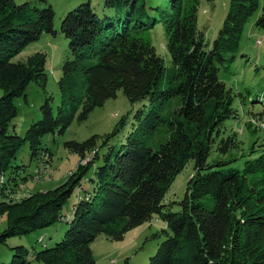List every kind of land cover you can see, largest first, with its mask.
<instances>
[{"label": "trees", "instance_id": "1", "mask_svg": "<svg viewBox=\"0 0 264 264\" xmlns=\"http://www.w3.org/2000/svg\"><path fill=\"white\" fill-rule=\"evenodd\" d=\"M260 1L230 0L211 50L198 25L200 0H104L110 13L102 16L91 3L79 5L60 29L70 51L58 81L60 103L54 109L47 99L42 119L21 137L10 132L18 116L15 101L32 83L46 89L48 57L39 52L25 62L14 60L43 34L57 35L55 11L48 0H38L44 8L0 0V185L5 181L0 214L8 218L0 245L60 222L68 225L60 242L45 243L42 251L17 247L10 264H28L27 259L96 264L92 244L98 237L122 241L155 217L165 222L159 234L166 239L148 264H264V149L250 143L245 150L247 142L236 130L243 116L236 104L264 108V103L251 100L249 89L228 88L219 77L224 63L239 56L251 60L240 46ZM158 25L173 65L165 90L166 63L152 38ZM255 26L264 29V15ZM120 92L133 111L110 133L64 145L87 163L59 187L18 198L28 177L15 161L26 143L32 161L49 166L52 155L46 159L41 153L44 137L64 135ZM227 121L235 125L226 126ZM121 136L119 147L112 146ZM190 162L194 172L175 212L166 197ZM74 193L67 217L63 210Z\"/></svg>", "mask_w": 264, "mask_h": 264}, {"label": "rangeland", "instance_id": "2", "mask_svg": "<svg viewBox=\"0 0 264 264\" xmlns=\"http://www.w3.org/2000/svg\"><path fill=\"white\" fill-rule=\"evenodd\" d=\"M22 5L31 3L38 8H44L38 0H14ZM83 3H91L95 12L102 16L109 14L104 8V0H48L55 11L54 27L57 35L43 34L41 38L30 44L14 61L25 62L30 56L36 53H44L48 57L47 74L48 82L46 89L35 83L30 84L23 97L16 99L15 104L18 108V116L13 120L10 132L15 131L19 136L25 137L30 126L42 119L41 107L50 99L53 108L56 109L60 103V91L58 81L63 75V66L67 58L70 57L69 44L63 34L60 33L61 24L67 14ZM230 0H200L198 13L199 29L205 34L207 50H211L218 34L227 17ZM264 15V0L260 1L258 12L250 17L246 23V30L241 42L240 51L247 57L239 56L234 62H226L221 67L219 77L228 88H233L236 92L245 93L246 89L251 91V99L261 97L264 102V29H258L255 23L259 17ZM153 45L157 53L164 59L167 68V75L164 90L167 88L168 76L173 68L172 59L166 47V35L163 27L158 25L152 32ZM261 39L263 44L256 45V41ZM245 64H248L246 66ZM255 66L260 68L255 71ZM2 92H0V97ZM239 104V103H238ZM242 108L243 116L241 122L236 126L242 140L246 141L245 150L252 143L254 146L260 145L258 150L264 149V108L261 106L238 105ZM137 104L135 107H142ZM129 111H133V105L128 101L122 92L116 99L106 102L104 107L96 108L88 120L84 122H74L64 135H47L42 141L41 153L49 158L52 155L51 163H47L39 168L41 163L38 160L32 161L30 144L22 148L16 158V165L25 166L27 171L22 177H28L27 181L21 184L17 191L20 197L27 198L33 194L53 190L67 181L71 173L77 166L85 165L87 162L79 161V157L70 153L65 148V143L70 141L83 142L95 135L103 136L110 133L120 119ZM250 111V113H247ZM260 114H263L262 116ZM259 120V121H258ZM235 121H227L226 126L235 125ZM251 128V129H249ZM231 129V128H229ZM235 129V128H234ZM242 131V132H241ZM254 132V133H251ZM123 136L114 140L111 145L119 147ZM256 145V146H257ZM254 148V147H252ZM215 151V149L213 150ZM194 172V162H190L185 170L177 176L170 191L167 194L166 202L172 203L173 211L180 210L178 203L184 200L187 184ZM38 175V176H37ZM3 178L1 175L0 178ZM37 177V178H36ZM5 181L0 187L4 186ZM86 189L90 184H84ZM1 191V189H0ZM19 198V197H18ZM81 198V197H80ZM4 200L0 194V203ZM77 200V193H74L70 201L64 207L63 214L70 216L73 205ZM205 202L212 204L210 197L204 199ZM8 202V201H7ZM67 224L60 222L55 226L41 232H35L23 237H13L0 245V264H10L17 253V247H25L28 252L42 251L45 243L50 247L60 242L67 230ZM165 222L159 217H155L150 223H146L125 234L122 241H112L101 236L92 244L96 264H148L149 259L155 255L159 245L166 239L159 233L165 229ZM8 227L7 215L0 214V232ZM45 238L46 242L39 241ZM28 264H43L34 259L28 260Z\"/></svg>", "mask_w": 264, "mask_h": 264}, {"label": "bare ground", "instance_id": "3", "mask_svg": "<svg viewBox=\"0 0 264 264\" xmlns=\"http://www.w3.org/2000/svg\"><path fill=\"white\" fill-rule=\"evenodd\" d=\"M38 176V175H37ZM37 178V177H36ZM10 193V192H9ZM12 195V194H11ZM14 196V195H13ZM16 197H17V195H16ZM10 198H12V197H10ZM19 198H20V196H19ZM14 200H16L15 198H14ZM21 200V199H20Z\"/></svg>", "mask_w": 264, "mask_h": 264}]
</instances>
